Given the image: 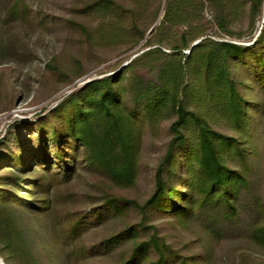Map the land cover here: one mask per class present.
Segmentation results:
<instances>
[{
  "label": "trees",
  "instance_id": "1",
  "mask_svg": "<svg viewBox=\"0 0 264 264\" xmlns=\"http://www.w3.org/2000/svg\"><path fill=\"white\" fill-rule=\"evenodd\" d=\"M151 1L68 0L62 16L92 50L124 37L143 39L148 27L141 20ZM208 6L234 41L206 36ZM36 12L27 0H0V63L37 55V44L24 39L30 28H44L46 17ZM92 18L98 22L88 23ZM245 18L251 44L243 43V28H232ZM261 18L264 0H166L161 23L143 45L149 49L86 82L40 123H16L0 140L4 263L213 264L211 250L226 235L264 248V199L254 196L252 179V161L264 153L258 147L264 145V22L253 34ZM14 23L23 29L12 33ZM17 42L21 55L13 51ZM16 97L4 96L0 81V113ZM166 121L148 193L138 200L103 190L96 196L97 174L113 188L137 185L145 137ZM75 181L83 182L84 198H77ZM78 199L85 212L67 210ZM132 211L138 221L129 220ZM169 217L184 229L193 222L201 227V252L168 240L158 221Z\"/></svg>",
  "mask_w": 264,
  "mask_h": 264
},
{
  "label": "rangeland",
  "instance_id": "2",
  "mask_svg": "<svg viewBox=\"0 0 264 264\" xmlns=\"http://www.w3.org/2000/svg\"><path fill=\"white\" fill-rule=\"evenodd\" d=\"M68 0H27L33 6L34 11L41 10L43 17H46L44 28H30L29 33L24 35L28 40L29 47L37 44V55L23 57L21 59L8 58L4 63H0V81L4 96L16 93L14 106L0 113V140L10 134L11 128L19 122L40 123L42 118L57 106V104L76 89L82 87L86 82L100 73L110 75L117 72L121 67L126 66L133 58L149 49L144 48L150 31L161 23L164 17V7L166 0H152L147 14L141 20L143 29L148 27L146 36L137 42V37H124L116 43H103L90 49L87 43V37L80 32V29H70L65 26L62 16ZM127 3V0H121ZM160 7L156 15L155 10ZM36 12V13H37ZM216 11L212 7L205 10V19L208 22V37L234 41L232 37L226 35L218 29L214 21ZM88 23L96 24L97 18L87 19ZM264 19L261 18L256 23L253 34L258 36L263 28ZM24 27V26H23ZM234 30H241L246 35L242 39L244 44H251L249 41V21L247 18L243 22L238 20L232 24ZM22 30L19 23H14L12 33ZM26 29V28H24ZM177 31H184L186 27L175 28ZM23 33V31H21ZM136 35V32L132 33ZM138 36V35H137ZM201 40V39H200ZM198 40V41H200ZM156 47V46H154ZM167 45L162 48L167 50ZM16 54L23 49L17 42L13 49ZM189 52V50H184ZM167 121L156 132L147 134L145 137V148L141 160L140 179L134 187L131 188H113L107 183L106 178L97 174L92 177L95 183L93 190L95 195H101L100 191L118 193L132 199H142L151 186L155 168L163 152V144L167 141ZM262 143V142H261ZM264 144V140L263 143ZM264 149V145H260ZM261 161L255 159L253 162V194L264 199V153L260 156ZM83 183V182H82ZM80 181L73 184V189L77 192V198H84L86 192ZM180 187V186H179ZM72 189V188H71ZM100 190V191H99ZM94 194V193H93ZM94 195V196H95ZM84 200V199H83ZM83 200L68 204L67 210L74 209L79 212H85L81 209L84 206ZM75 211V210H73ZM135 211L130 213L129 220L135 222L139 220ZM163 227V232L168 240L177 246L182 245L202 251L203 245L200 243L201 227L193 222L189 227L184 229L176 226L174 217L164 218L158 221ZM197 225H196V224ZM92 240L98 241L104 228L98 230ZM91 240V239H90ZM208 251V250H207ZM213 252V264H264V248L253 246L241 240H234L229 235L224 236L216 243ZM0 258L4 261L3 257Z\"/></svg>",
  "mask_w": 264,
  "mask_h": 264
},
{
  "label": "bare ground",
  "instance_id": "3",
  "mask_svg": "<svg viewBox=\"0 0 264 264\" xmlns=\"http://www.w3.org/2000/svg\"><path fill=\"white\" fill-rule=\"evenodd\" d=\"M0 264H5L4 261L0 258Z\"/></svg>",
  "mask_w": 264,
  "mask_h": 264
},
{
  "label": "water",
  "instance_id": "4",
  "mask_svg": "<svg viewBox=\"0 0 264 264\" xmlns=\"http://www.w3.org/2000/svg\"><path fill=\"white\" fill-rule=\"evenodd\" d=\"M153 30H154V27L151 29L150 33H152ZM196 43H198V42H195V44H196ZM195 44H194V45H195Z\"/></svg>",
  "mask_w": 264,
  "mask_h": 264
}]
</instances>
